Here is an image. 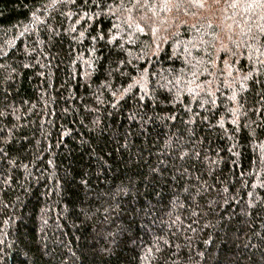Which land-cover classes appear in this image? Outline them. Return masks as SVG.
I'll list each match as a JSON object with an SVG mask.
<instances>
[{
  "label": "trees",
  "instance_id": "obj_1",
  "mask_svg": "<svg viewBox=\"0 0 264 264\" xmlns=\"http://www.w3.org/2000/svg\"><path fill=\"white\" fill-rule=\"evenodd\" d=\"M0 264H264V6L0 0Z\"/></svg>",
  "mask_w": 264,
  "mask_h": 264
},
{
  "label": "snow or ice",
  "instance_id": "obj_2",
  "mask_svg": "<svg viewBox=\"0 0 264 264\" xmlns=\"http://www.w3.org/2000/svg\"><path fill=\"white\" fill-rule=\"evenodd\" d=\"M199 7H204L208 0H196ZM212 3H218L219 0H211ZM257 6H264V0H255ZM235 6V5H233ZM251 7V5H249Z\"/></svg>",
  "mask_w": 264,
  "mask_h": 264
}]
</instances>
